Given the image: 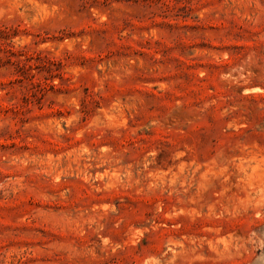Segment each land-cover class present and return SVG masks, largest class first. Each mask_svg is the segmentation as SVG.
I'll return each mask as SVG.
<instances>
[{
  "label": "rangeland",
  "instance_id": "374dc122",
  "mask_svg": "<svg viewBox=\"0 0 264 264\" xmlns=\"http://www.w3.org/2000/svg\"><path fill=\"white\" fill-rule=\"evenodd\" d=\"M0 264H264V0H0Z\"/></svg>",
  "mask_w": 264,
  "mask_h": 264
}]
</instances>
